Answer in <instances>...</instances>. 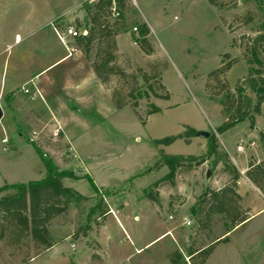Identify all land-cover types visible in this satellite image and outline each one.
<instances>
[{"label":"rangeland","instance_id":"1","mask_svg":"<svg viewBox=\"0 0 264 264\" xmlns=\"http://www.w3.org/2000/svg\"><path fill=\"white\" fill-rule=\"evenodd\" d=\"M220 1L228 6L219 9L208 0H127L116 65L126 75L136 76L141 86L139 71L147 73L148 84L161 98L148 93V98L139 100L136 114L129 105L118 109L109 91L93 86L92 103L70 105L74 109L65 119L70 126L66 131L23 90H30L32 83L25 84L30 76L55 60L59 49L64 51L51 24L63 30L76 28L79 22L84 29L85 9L91 0H0V67L5 65L8 82L15 76L22 85L15 102L1 104L8 113L6 126L21 143L3 145L0 127V188L46 177L34 149L40 145L46 159L76 177L64 179V186L88 198L71 202L67 213L49 225L56 247L36 257L41 251L36 252L30 240L13 247L0 241V264H174L172 258L177 264H199V252L224 238L228 241L216 244L205 264H264V200L255 188L243 184L240 189L245 223L232 229L224 216L215 215L208 229H197L191 207L205 190H219L231 180L224 172L225 164L214 166L212 158L197 168H177L168 177L170 170L160 161L161 150L185 158L204 156L211 135L216 137L219 153L227 154L235 167L230 155L241 168L247 155L249 163L257 164L255 156L264 153V105L253 121L245 120L218 134L225 121L222 107L219 97L206 91L208 75L222 65L224 55L238 59L227 75L231 91L247 76L245 45L264 25V0ZM65 12L68 15L59 19ZM111 12L113 23L118 12ZM250 14L252 22L241 24ZM142 23L150 31L152 55L136 44ZM131 82L129 77L126 85L117 76L111 87L126 95ZM160 83L169 99H163L167 92L160 89ZM150 105L160 112L147 115ZM187 127L197 134L185 135ZM200 132L210 137L199 136ZM183 134L169 146L153 144ZM242 139L249 143L246 155L236 152ZM253 142L254 149L250 147ZM167 229L149 251L134 252L135 244L153 241ZM96 241L102 242V251ZM128 253L130 260L125 257Z\"/></svg>","mask_w":264,"mask_h":264},{"label":"trees","instance_id":"2","mask_svg":"<svg viewBox=\"0 0 264 264\" xmlns=\"http://www.w3.org/2000/svg\"><path fill=\"white\" fill-rule=\"evenodd\" d=\"M208 1L212 6L219 9L228 6L220 0ZM126 2L127 0H93L85 9L87 22L84 29L87 30V35L76 37L73 44L91 64L96 77L110 92L117 108L122 109L129 105L136 113L139 100L147 97L148 93L158 98L161 97L155 92L153 86L148 84L150 77L147 73L139 71L144 84L141 86L138 84L136 76L126 75L116 65L118 58L116 38L124 28ZM113 7L116 8L118 16L111 23L109 20ZM251 22L252 16L250 14L240 23L249 24ZM82 26L78 22L76 28L82 29ZM149 34V28L142 23L139 26V39L136 44L143 53L152 55L155 51L147 39ZM245 52L248 74L236 84L234 92L230 89L227 75L232 67L238 63V59L229 60V56L224 55L222 65L208 75L206 91L211 96L219 97V104L225 118L223 124L217 129L218 134L224 133L245 120L253 121L255 116L262 114V106L264 105V25L260 33L250 38L245 45ZM117 76L124 83L129 77L132 78V85L126 95L122 93L121 89L111 87L113 78ZM144 86L146 89H144ZM159 87L167 92L161 83ZM169 97L170 95L167 92L163 99H169ZM150 107L151 109L147 115L160 112L157 107L153 105H150ZM140 119L145 125L144 119L141 117ZM184 134L191 136L197 134V131L187 127ZM184 134L178 137L155 140L153 144L155 146H169L177 138L184 137ZM34 149L47 175L40 181L5 185L0 188V241H5L7 245L13 247L30 240L36 252L41 251L36 256L38 257L56 246L49 232L51 222L55 218L65 215L71 202H84L88 198L79 194L76 190L64 186V179L76 178L72 173L61 171L51 160L46 159L39 146L34 145ZM212 158L214 159V166L222 162L225 164L224 172L230 176L231 180L219 190H205L203 195L191 207V213L196 217L197 229H208L215 215L224 216L228 225L233 229L248 220L240 206L241 196L238 193V181L241 175L228 160V155L219 153L215 135H211L208 139L207 152L201 157L188 156L185 158L179 155L167 154L163 150L160 151V161L170 170L168 177L173 176L177 168L192 167L193 165L197 168L206 164ZM245 176L264 196V158L257 164L250 161ZM89 181L95 192H97L93 181L90 179ZM158 184L159 182L156 183V185ZM149 198L155 201L152 196H149ZM227 241L228 238H224L200 251L201 261L199 264H205L214 251L216 244ZM172 262L177 264V261L173 258Z\"/></svg>","mask_w":264,"mask_h":264},{"label":"crops","instance_id":"3","mask_svg":"<svg viewBox=\"0 0 264 264\" xmlns=\"http://www.w3.org/2000/svg\"><path fill=\"white\" fill-rule=\"evenodd\" d=\"M92 1L93 0H91V2ZM67 15L68 13L65 12L63 14L58 15V18L61 19ZM77 18L80 17L77 16ZM72 41L73 39H68V45L69 47L74 48L73 51H68L59 42L64 48V51L59 49L60 51L58 53V56L55 58V60H53L50 64L42 67L40 70L37 71V73H35L33 76H30L29 80L25 81V84L32 83L31 88H29L31 90L30 94H28L31 95L32 97V99L30 98L31 102H33V104L36 103L37 105L39 104V106H42L44 109H48L51 116L59 124L62 123V125L65 126L66 131H69L70 126L67 124V121H65V119H67L68 115L69 116L72 115V109H74L71 108L70 105L77 104V106H85V104L92 103L93 95H91L92 92L91 87L98 86L105 88V86L96 77L91 67V64L86 60L83 53L77 50L73 43L69 44V42ZM116 42L119 48L118 37L116 39ZM20 87H22V85L20 84V81H18L15 78V76L12 77V79L9 82L5 79V65H1L0 67V111H1L0 127L2 129L1 138L3 139L4 135H7V137L9 138V145H12L13 142L19 145L21 143V138L15 137V135L13 134L14 132H12L13 131L12 128L10 126L9 127L6 126V124L8 123V121L6 120V116H8V113H6L7 110L4 107L6 106V103H9L10 105V103H13L15 102V100H17L15 99V96L16 93L18 92V89H20ZM2 103L5 104L4 107H2L3 106L1 105ZM63 116L65 118H63ZM16 117L18 116L16 115ZM63 133L65 134V131H63ZM2 139H1V143H2ZM242 140L246 141L245 139ZM254 144L256 146V143ZM249 150L250 149H247L246 151L249 152ZM247 152L245 154H238V153L237 154L246 155L248 154ZM230 157L236 163V167L241 174V178L238 181V189H239L238 193L241 196V200L243 202L245 201L244 195L241 193L240 190L243 184L248 186V188H255L260 193L262 199L264 200V196L262 195L260 190H258L245 176V172L247 171L249 166L248 155L246 160L242 162L243 166L241 168L238 166L235 158L231 155ZM262 159H263L262 153L260 155L258 154L255 156V160L257 163H259ZM262 210H264V208ZM239 226L240 225L236 226L234 229H236ZM102 227L103 225L100 227V229ZM169 230L170 229H167L163 234H161L153 241L141 243L139 246L135 244V246H133L134 252L136 254L141 255L149 251L150 246L154 242L165 236L167 234V231ZM72 234H73V230L70 231L69 235L72 236ZM96 243L99 245L100 251H102V242L96 241ZM131 256L132 254L130 253L126 254L125 255L126 260H130Z\"/></svg>","mask_w":264,"mask_h":264},{"label":"built area","instance_id":"4","mask_svg":"<svg viewBox=\"0 0 264 264\" xmlns=\"http://www.w3.org/2000/svg\"><path fill=\"white\" fill-rule=\"evenodd\" d=\"M113 12L116 11L115 8L112 9ZM52 28H53V31L55 33V36L57 37V39L59 40V42L68 50V51H73L74 48L73 47H69L68 45V39H75L76 37H79V36H86L87 35V30L86 29H77L73 26H68L66 27L65 29H61V27H59V25L57 23H52L51 24ZM134 31H137V28L135 27L134 28ZM25 94H30V90L28 89H24L23 90ZM31 142L32 143H36V141L34 139H31ZM2 144L7 146L9 144V138L7 137V135H4V138L2 139ZM249 145V143H247L246 141L244 140H241L237 146V153L238 154H245L246 153V149H245V146L246 145ZM254 142L250 144V147L253 148L254 147ZM40 146V145H38ZM6 150V149H5ZM73 149L70 148V152H72ZM170 219L172 220L173 217L170 216ZM184 222L187 224V225H190V221L188 220V218H184ZM170 234V233H168Z\"/></svg>","mask_w":264,"mask_h":264},{"label":"water","instance_id":"5","mask_svg":"<svg viewBox=\"0 0 264 264\" xmlns=\"http://www.w3.org/2000/svg\"><path fill=\"white\" fill-rule=\"evenodd\" d=\"M0 114H1V111H0ZM199 136H202L206 139H208L210 137V133H204V132H200L198 133ZM211 176V172L208 170L207 171V177H210Z\"/></svg>","mask_w":264,"mask_h":264}]
</instances>
